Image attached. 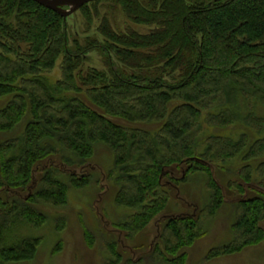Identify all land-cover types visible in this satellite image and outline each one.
Returning <instances> with one entry per match:
<instances>
[{
    "label": "trees",
    "instance_id": "1",
    "mask_svg": "<svg viewBox=\"0 0 264 264\" xmlns=\"http://www.w3.org/2000/svg\"><path fill=\"white\" fill-rule=\"evenodd\" d=\"M96 0L79 11L87 31ZM147 32L113 27L100 18L97 34L79 38L70 16L34 0H0V264L33 260L43 241L26 229L52 216L39 207L68 205L71 187L92 182L85 165L98 143L114 154L109 175L115 200L134 209L114 223L134 236L167 207V185L206 174L207 199L193 215L168 217L155 246L139 261L109 244L107 264H187V248L207 233L204 222L225 203L212 166L239 161L232 239L209 260L264 240V0H109ZM107 69L86 66L92 51ZM61 59V77L49 73ZM117 65L123 66L121 72ZM120 118L126 124L115 121ZM145 124H155L148 128ZM236 126L235 133L206 128ZM4 135V138L1 137ZM7 136V137H6ZM57 158V162L56 159ZM179 166L182 175L171 173ZM165 180V182H164ZM262 191L247 196V191ZM58 214V213H57ZM63 231L67 218L54 215ZM86 238L93 236L86 228ZM58 241L52 253L62 248Z\"/></svg>",
    "mask_w": 264,
    "mask_h": 264
},
{
    "label": "rangeland",
    "instance_id": "2",
    "mask_svg": "<svg viewBox=\"0 0 264 264\" xmlns=\"http://www.w3.org/2000/svg\"><path fill=\"white\" fill-rule=\"evenodd\" d=\"M99 14L95 17L91 31H87L86 18L79 10L70 15L68 28L71 33L83 38L88 34H97V27L100 24V18L107 15L112 26L121 30L132 27L140 32H147L149 26L129 21L121 9L107 0L99 4ZM61 59L58 60L55 68L49 73L51 80L61 77L60 70ZM86 66H94L98 69H107L103 55L94 50L89 53L86 60ZM117 69H126L117 65ZM8 100L7 97L0 98V108ZM115 121L126 124L120 118ZM145 127L153 128L155 124H145ZM236 126L229 128L212 127L206 128V133L230 134L235 133ZM4 138V135H1ZM7 137V136H6ZM57 162V158L55 159ZM114 154L109 147L102 143L96 145L93 157L85 165V171L92 175V182L89 186L81 190L71 187L68 192V205L58 209L40 206L43 212H48L52 216L50 220L41 228H28V236H41L43 241L39 247L36 257L27 262L16 264H107L113 257L110 246L115 245L117 251L121 252L125 259H135L139 261L141 257L146 256L155 246L157 235L162 228L164 221L170 216L193 215L196 210L205 203L207 199V190L204 185L206 174H193L190 181L181 184L178 187L171 185L170 200L163 212L158 215L148 227L135 234L128 235V232L118 230L114 223L125 220L134 212L132 208H126L117 204L115 197L118 186L115 181L108 176L109 170L113 166ZM241 163L225 164L224 168L212 166L213 177L222 185L225 194V203L219 209L218 213L204 222V228L207 233L197 239L195 243L187 248V264H264V240L256 245L250 246L243 251L231 255L218 256L212 259H205L207 252L221 246L232 239L231 225L235 221L234 204L241 197L234 185L230 181L240 182L242 179L237 171ZM171 173L175 176L182 175L179 166H172ZM165 182V180H164ZM247 191V196L255 195L258 192L253 189ZM58 213V214H57ZM64 215L68 224L66 228L58 232L55 230L54 215ZM264 227V223H262ZM93 236V244L86 238L85 229ZM62 241V248L52 253V250L58 241ZM110 244V246H109ZM14 264V263H12ZM144 264H156L150 258H146Z\"/></svg>",
    "mask_w": 264,
    "mask_h": 264
},
{
    "label": "water",
    "instance_id": "3",
    "mask_svg": "<svg viewBox=\"0 0 264 264\" xmlns=\"http://www.w3.org/2000/svg\"><path fill=\"white\" fill-rule=\"evenodd\" d=\"M39 4L58 12L63 17H68L83 5L96 0H34ZM69 6V8H65Z\"/></svg>",
    "mask_w": 264,
    "mask_h": 264
},
{
    "label": "flooded vegetation",
    "instance_id": "4",
    "mask_svg": "<svg viewBox=\"0 0 264 264\" xmlns=\"http://www.w3.org/2000/svg\"><path fill=\"white\" fill-rule=\"evenodd\" d=\"M65 8H69V6H65ZM79 10V9H78Z\"/></svg>",
    "mask_w": 264,
    "mask_h": 264
}]
</instances>
